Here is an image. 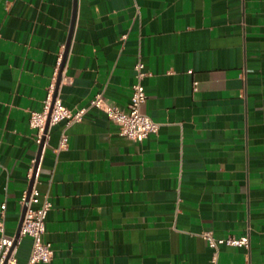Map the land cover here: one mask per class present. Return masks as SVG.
<instances>
[{
    "label": "crops",
    "instance_id": "0c3cea01",
    "mask_svg": "<svg viewBox=\"0 0 264 264\" xmlns=\"http://www.w3.org/2000/svg\"><path fill=\"white\" fill-rule=\"evenodd\" d=\"M73 0H0V202L14 235L36 158L41 111L63 56ZM144 63L142 141L89 109L50 128L33 183L51 207L45 264H264V0H76L56 95L71 110L97 93L125 107ZM194 82H197L194 88ZM64 148L58 149L62 132ZM31 238L16 244L26 264Z\"/></svg>",
    "mask_w": 264,
    "mask_h": 264
},
{
    "label": "built area",
    "instance_id": "2783aa9c",
    "mask_svg": "<svg viewBox=\"0 0 264 264\" xmlns=\"http://www.w3.org/2000/svg\"><path fill=\"white\" fill-rule=\"evenodd\" d=\"M62 55H59L56 62V72L52 83L50 84L46 98L44 100L43 109L41 111H32L29 117V125L36 129L35 142L47 144L50 137V128L62 120H66V124L80 122L83 115L91 108L102 111L108 120L113 122L120 136L135 141H142L147 136L158 131L159 124L149 115L141 110L142 104L146 100L143 79L148 74L145 70L144 63L138 59L134 64L135 81L131 86L130 100L125 107L112 104L106 99L102 93L94 95L87 107L77 110H71L61 103L60 98L55 94V82L60 71ZM67 78L62 74L60 82L66 81ZM197 82H194L196 88ZM48 123V124H47ZM67 135L63 131L58 142V149L65 147ZM35 159L28 169V178H32ZM23 204L27 203L23 215V219L19 229V235L14 242V235L5 233L4 217L6 210V202H0V264H16V244L23 235L31 238V249L26 264H45L49 263L53 256V247L50 241L43 239L42 235L45 231V218L47 211L51 207V200L47 195L41 197L40 191L33 185L28 193L24 191L20 197ZM203 237L207 240L208 245L213 249L212 256L207 264L217 263V252L221 244L228 245H249V235H224L216 236L212 231H203Z\"/></svg>",
    "mask_w": 264,
    "mask_h": 264
},
{
    "label": "water",
    "instance_id": "95a60500",
    "mask_svg": "<svg viewBox=\"0 0 264 264\" xmlns=\"http://www.w3.org/2000/svg\"><path fill=\"white\" fill-rule=\"evenodd\" d=\"M75 6H76V0H73V13H72V17H71V22H70V27H69L67 39H66V42H65V48H64V52H63V56H62V62H63V60L66 57L67 50H68V47H69V43H70V40H71V34H72V30H73V26H74V18H75ZM60 78H61V71H59V73L57 75V78H56L54 95L56 94V89H57V87H58V85L60 83ZM42 148H43V144H40L38 146V150H37V154H36V158H35V163H34V167H33V176H34V173L36 172V168H37V165H38V162H39V157H40ZM33 176H32V178L30 180L28 193H29V191H30V189L32 187ZM26 205H27V203L25 201L22 204L21 213H20V217H19V220H18L17 228H16V231L14 233V242H15L16 238L19 235V229H20V225H21V222H22V219H23V215H24V212H25V209H26Z\"/></svg>",
    "mask_w": 264,
    "mask_h": 264
}]
</instances>
